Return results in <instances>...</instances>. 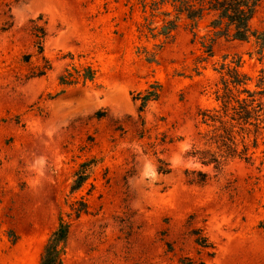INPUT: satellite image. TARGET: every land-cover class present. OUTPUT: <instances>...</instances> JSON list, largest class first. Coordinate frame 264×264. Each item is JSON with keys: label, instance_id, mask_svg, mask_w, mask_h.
<instances>
[{"label": "rangeland", "instance_id": "374dc122", "mask_svg": "<svg viewBox=\"0 0 264 264\" xmlns=\"http://www.w3.org/2000/svg\"><path fill=\"white\" fill-rule=\"evenodd\" d=\"M138 2L0 0V264L40 262L61 212L69 209L72 175L93 156L102 160L76 194L89 209L74 220L65 264H183L186 256L207 264H264L258 228L264 145L254 164L234 159L220 174L188 154L199 109L215 105L211 92L219 75L211 64L226 55L239 58L255 83L264 50L255 39L219 37L208 68L196 75L199 36L209 30L205 20L199 36L182 25L158 60L147 61L137 53L138 46L153 44L140 38ZM34 20L46 30L42 53ZM252 25L264 30V0ZM47 60L52 68L34 76ZM71 62L98 66L97 80L61 83ZM156 81L160 97L141 112L134 95ZM159 158L170 172L159 171ZM187 170L211 177L191 182ZM200 228L213 248L195 242L192 230Z\"/></svg>", "mask_w": 264, "mask_h": 264}, {"label": "trees", "instance_id": "16d2710c", "mask_svg": "<svg viewBox=\"0 0 264 264\" xmlns=\"http://www.w3.org/2000/svg\"><path fill=\"white\" fill-rule=\"evenodd\" d=\"M263 0H139V8L143 13V23L138 25L140 38L152 42V47L146 45L137 47V53L147 61H157L160 52L167 43L173 41L175 32L182 25L190 27L194 36H199L197 29L207 20L208 33L199 36L203 48V55L199 57L194 68L196 75L202 74V69L208 68V63L215 56L214 44L219 37L249 41L255 39L260 53L264 50V30L253 27L254 19ZM42 16L38 18L41 20ZM32 32L36 37L35 45L40 53L44 50L45 27L33 21ZM81 57V55H79ZM31 54L25 56L30 60ZM72 60L75 56L71 55ZM222 59L211 64L219 78L212 87L211 95L215 105L201 108L198 111L199 130L188 154L203 165H212L220 174L227 163L234 159H241L254 164L256 153L264 145V69L260 71L257 81L244 73L241 69V59ZM52 68L49 60L43 67L33 73L34 76H43ZM100 73L98 66L93 63L71 62L60 74L63 84H77L82 81H96ZM162 91L159 81L151 83L144 91L137 92L135 99L140 100L139 110L144 112L148 103L157 100ZM98 116H105L100 111ZM173 139H170L171 142ZM259 172L264 171V149L262 150ZM100 157H89L81 161L72 175L70 189L65 199L69 209L63 210L58 224L48 236L38 264H65L68 239L74 220L78 219L89 209V202L83 196L77 198L80 192L93 177L96 168L101 163ZM159 171L168 173L172 170L169 163L159 158ZM191 175V182H206L211 176L202 170H187ZM264 177V173L262 174ZM257 181L261 176L256 177ZM69 197H73L71 200ZM263 214L258 221V228L264 231V201ZM203 230L193 229L195 242L201 247H214ZM18 239L14 233L13 241ZM171 246V245H170ZM211 254H214L212 252ZM183 264H207L191 257L180 260Z\"/></svg>", "mask_w": 264, "mask_h": 264}]
</instances>
